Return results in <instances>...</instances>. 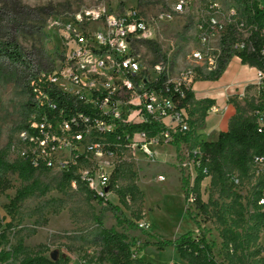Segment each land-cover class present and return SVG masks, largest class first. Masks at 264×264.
Returning a JSON list of instances; mask_svg holds the SVG:
<instances>
[{
  "label": "rangeland",
  "instance_id": "obj_1",
  "mask_svg": "<svg viewBox=\"0 0 264 264\" xmlns=\"http://www.w3.org/2000/svg\"><path fill=\"white\" fill-rule=\"evenodd\" d=\"M178 1L0 0V43L17 39L27 61L33 62L34 73L40 70V60L48 63L50 71L55 70L65 41L63 22L98 8L113 14L131 9L140 12L149 23V32L141 39L145 42H137V52L145 66L152 68L156 63L169 61L175 70H182L195 66L189 57L199 47L195 24L200 11L197 0H187L188 13L172 20L162 18ZM215 1L224 10L243 11L238 0ZM93 52L101 55L100 51ZM196 72V80H211L203 68ZM31 74H21L17 67L0 61V154L9 164L19 162L12 145L33 111L34 100L27 86ZM46 75L44 71L40 74L42 79ZM248 89L253 92L241 101L234 100L236 115L245 118L254 115L264 98L263 89L252 84ZM203 107L197 111L199 115L208 111L211 103ZM195 112L192 108L187 110L194 129L204 122L194 117ZM200 141L196 137L184 143L179 158L171 144L153 148L152 158L128 151L117 157L109 202L120 209L117 213L85 190L71 191L63 183L61 173L37 172L32 180L24 181L17 173L2 170L0 177L11 185L0 195V235H6L1 249L14 254L8 264H20L27 256L36 255L53 261L61 259V264H110L100 246L102 229L135 241L134 261L143 254L146 261L139 259L144 262L169 264L174 259V248L158 251L144 245L153 243L154 238L172 241L188 232L198 236V227L187 209L199 223L201 234L214 244L220 264H264V169L250 164L248 173L232 172L233 177L239 178V186L232 184L230 174L211 172L199 190L207 208V215H202L194 203L185 202V193L193 187L197 175L191 155L198 151ZM26 188L33 194L11 208L17 191ZM122 194L126 203L122 202ZM118 219L131 221L137 228L118 224Z\"/></svg>",
  "mask_w": 264,
  "mask_h": 264
},
{
  "label": "built area",
  "instance_id": "obj_2",
  "mask_svg": "<svg viewBox=\"0 0 264 264\" xmlns=\"http://www.w3.org/2000/svg\"><path fill=\"white\" fill-rule=\"evenodd\" d=\"M197 4L199 47L189 57L195 66L182 70H175L169 61L145 66L137 42L147 36L149 23L136 10L113 14L98 8L63 22L59 66L35 87L32 114L12 145L19 162L37 172L66 175L71 191L85 190L106 205L113 195L115 161L120 157L114 149L122 155L128 151L152 158L153 148L173 145L175 135L190 133L187 109L174 95L184 98L185 90L192 91L198 68L210 76L219 70L221 39L229 28L236 32L231 49L238 59L240 53L255 51L250 37L257 31L236 8L224 10L215 0H197ZM189 10L187 0H179L162 18L172 20ZM215 37L220 46L213 44ZM260 53L264 57V47ZM163 77L166 84L161 87ZM255 85L264 90V72L258 69ZM227 109L214 105L209 114L220 115ZM255 115L259 131L264 132V110ZM137 126L146 129L127 131ZM251 164L264 169V156L253 155ZM232 184L239 186V178L233 177ZM189 202L194 203L193 198Z\"/></svg>",
  "mask_w": 264,
  "mask_h": 264
},
{
  "label": "trees",
  "instance_id": "obj_3",
  "mask_svg": "<svg viewBox=\"0 0 264 264\" xmlns=\"http://www.w3.org/2000/svg\"><path fill=\"white\" fill-rule=\"evenodd\" d=\"M243 8L242 15L247 21L248 25H255L257 31H254L251 35V41L254 45L255 51L238 54L242 64L248 65L252 68H256L264 72V57L261 55L260 50L264 47V8L261 7L257 0H238ZM236 40V32L231 28L222 36L221 48L222 54L220 57L219 70L212 74L209 79L217 80L226 70L227 65L233 58V51L231 45ZM138 42H145L139 40ZM235 54V53H234ZM0 61L8 63L13 67H17L21 74H31V86L28 83L29 91L35 98L34 89L41 80H43L40 74L44 71L48 76L54 70H49L48 63L44 60H40V70L35 71L33 62L27 61V56L15 38H11L9 41L0 43ZM166 84V79L163 77L159 86L163 87ZM175 99H179V106L186 108L187 110L193 106L204 108L201 103L195 101L194 94L191 90L184 91V98L181 95L175 94ZM34 106V105H33ZM264 110V98L258 104L254 110V115L251 118H245L236 115L232 119L230 130L223 132L219 135L216 142H206L201 139L197 133V129H194L188 134L175 135V143L173 146L176 148L178 158L180 156L181 148L184 143L189 142L191 139L199 137L200 143L198 146V153L192 154V158L196 164L197 175L194 180V185L185 193V202L188 203L193 198L196 209L202 214L207 215V208L202 201L200 194V186L202 182L209 176L211 172H216L220 175L230 174L231 180L233 178L232 172L240 171L248 173L250 170V164L253 155L264 156V132H260L257 124L256 112H262ZM207 111H202L198 119L204 121ZM146 129V127L137 126L128 129L127 131H135L138 129ZM120 134V133H119ZM115 154L121 156V152L118 149L113 150ZM6 170L7 172L17 173L24 181H30L34 178L37 171L33 169L30 164L26 162H18L15 164H9L6 162L4 155L0 154V172ZM116 176L114 174V180ZM62 181L64 184H68V176H63ZM188 187V184H187ZM186 188V186H184ZM11 189V185L8 181L0 177V195ZM33 191L29 188L17 191L15 198L12 200L10 207L16 208L20 202L25 198L31 196ZM122 202L126 203L125 196L122 194ZM105 208L113 210L116 213L120 212L118 207H114L107 203ZM187 214L191 220L196 224L200 234L195 235L194 232H188L175 240L166 241L159 238H154L153 243H146L144 246L155 247L158 251H164L166 248H174L181 259L188 264H220L214 254V244L209 242L205 235L201 234L200 225L195 222L190 214V209H187ZM264 217V214L262 215ZM101 224V223H100ZM118 224H128L130 227L137 228V226L128 220L118 219ZM151 236V235H148ZM100 246L103 249V254L108 258L110 264H151L144 262L140 259H133V248L136 246L135 241L129 242L127 237L123 234H119L113 230L102 229L100 237ZM6 242L5 232L0 235V264H8L10 260L14 258V254L10 251L1 249L2 245ZM61 260V259H60ZM60 260H50L42 255L27 256L22 260L20 264H61ZM67 261V260H65ZM105 261V259H102Z\"/></svg>",
  "mask_w": 264,
  "mask_h": 264
},
{
  "label": "crops",
  "instance_id": "obj_4",
  "mask_svg": "<svg viewBox=\"0 0 264 264\" xmlns=\"http://www.w3.org/2000/svg\"><path fill=\"white\" fill-rule=\"evenodd\" d=\"M264 3V0H257ZM215 46H220V40L215 37L212 41ZM256 68L242 64L237 57L232 58L226 67V70L217 80H196L192 83V92L197 103L200 105L211 103V106L227 107V111L220 115H210L209 110L206 113L203 125L197 129L198 135L206 142H216L223 132L230 130L232 119L237 114L234 100H242L253 90L248 89L249 85H255ZM205 74V73H204ZM198 108L193 106L198 118ZM192 117V119L194 118ZM166 249L165 251H167ZM174 259L169 264H188L183 261L178 252L173 251ZM146 261L143 254H139L138 259Z\"/></svg>",
  "mask_w": 264,
  "mask_h": 264
}]
</instances>
